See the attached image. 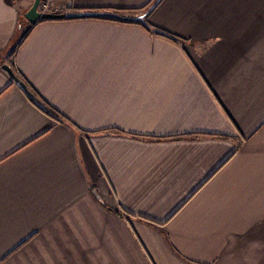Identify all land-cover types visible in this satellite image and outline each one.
Returning a JSON list of instances; mask_svg holds the SVG:
<instances>
[{
	"label": "crops",
	"instance_id": "crops-1",
	"mask_svg": "<svg viewBox=\"0 0 264 264\" xmlns=\"http://www.w3.org/2000/svg\"><path fill=\"white\" fill-rule=\"evenodd\" d=\"M151 1L0 0V264H264V0Z\"/></svg>",
	"mask_w": 264,
	"mask_h": 264
},
{
	"label": "water",
	"instance_id": "water-1",
	"mask_svg": "<svg viewBox=\"0 0 264 264\" xmlns=\"http://www.w3.org/2000/svg\"><path fill=\"white\" fill-rule=\"evenodd\" d=\"M41 0H34L32 6L25 13V18L31 23L36 24L41 19H77V18H88V17H112L121 19L123 21H130L135 19L130 16L123 14L109 12V11H94V10H81V11H69V12H53V11H42L40 9ZM10 75L23 87L27 88L23 80L14 72L13 68L7 64L3 65Z\"/></svg>",
	"mask_w": 264,
	"mask_h": 264
},
{
	"label": "trees",
	"instance_id": "trees-1",
	"mask_svg": "<svg viewBox=\"0 0 264 264\" xmlns=\"http://www.w3.org/2000/svg\"><path fill=\"white\" fill-rule=\"evenodd\" d=\"M161 0H152L148 5H153L154 7L160 2ZM153 3V4H152ZM147 5V6H148ZM147 6H144L142 7L141 9H146ZM70 11H81V9H78V8H73V10H70ZM96 11H107V10H96ZM109 12H115V13H121V12H117V11H109ZM95 18H102V19H109V20H116V21H121V22H134V23H142L140 19L138 18H135V19H132L130 21H123L121 19H117V18H112V17H95ZM69 18H64V19H41L39 22L41 21H48V20H68ZM26 24L28 23L27 20L25 19V17H23V20L21 19L19 21V24L21 25V27L23 26V23ZM25 24V26H26ZM35 27V24H30L29 26H27L25 32L23 33L22 37H21V40L25 39L29 34L30 32L34 29ZM148 28V27H147ZM149 30H151L150 28H148ZM154 32H156L157 34H160V35H164V36H167L171 39H173L174 41L176 42H179L181 41L178 37H175L169 33H166L164 31H160V30H154ZM16 73V71H14ZM18 76L19 74L16 73ZM23 82L26 84L27 88L24 90L27 92L29 98L39 107L41 108V110H43L46 114H48L49 116L51 117H54L56 119H60V117L57 115V112L55 109H53L49 104H46V102L44 100H42L40 94L37 92V90L27 81L25 80L24 78H22L21 76H19ZM223 136V135H222Z\"/></svg>",
	"mask_w": 264,
	"mask_h": 264
},
{
	"label": "built area",
	"instance_id": "built-area-1",
	"mask_svg": "<svg viewBox=\"0 0 264 264\" xmlns=\"http://www.w3.org/2000/svg\"><path fill=\"white\" fill-rule=\"evenodd\" d=\"M54 0H41L40 9L42 11H52L51 7Z\"/></svg>",
	"mask_w": 264,
	"mask_h": 264
},
{
	"label": "rangeland",
	"instance_id": "rangeland-1",
	"mask_svg": "<svg viewBox=\"0 0 264 264\" xmlns=\"http://www.w3.org/2000/svg\"><path fill=\"white\" fill-rule=\"evenodd\" d=\"M28 22V21H27Z\"/></svg>",
	"mask_w": 264,
	"mask_h": 264
}]
</instances>
